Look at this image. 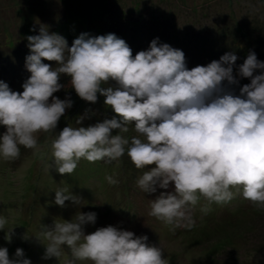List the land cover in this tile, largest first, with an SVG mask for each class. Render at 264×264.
Returning <instances> with one entry per match:
<instances>
[{"label":"clouds","instance_id":"obj_1","mask_svg":"<svg viewBox=\"0 0 264 264\" xmlns=\"http://www.w3.org/2000/svg\"><path fill=\"white\" fill-rule=\"evenodd\" d=\"M27 40L31 54L26 68L31 75L23 91H12L0 81V125L6 128L0 135V157L5 161L19 157V146L38 151L37 133L56 132L61 117L73 106L69 97L53 95L64 87L59 83L64 74L80 99L94 104L99 93L116 115L83 127L86 111L76 120L78 127H64L51 138L53 159L46 171L70 175L82 158L112 162L127 151L137 169H147L136 181L144 193L173 186L174 190L162 191L150 201L148 212L172 225L173 232L194 224L191 206L200 196L209 204L227 203L236 194L230 188L242 189L244 199L264 208V62L254 51L238 68L237 75L251 82L240 87L237 95L230 87L239 83L233 74L237 56L231 52L189 70L183 51L159 44L158 38L134 57L126 41L114 33H81L69 47L63 36L41 27L38 35ZM43 60L57 66L52 68ZM257 70L260 74L254 75ZM109 80L118 86L101 87ZM129 124L139 134L130 143L112 134L113 130L127 132ZM106 179L109 184L118 183L112 176ZM81 200L67 188L55 190L54 203L61 208L65 201L80 205ZM210 210L201 209L205 214ZM96 220L95 212H78L74 220H55L51 227L43 226L39 235L26 231L21 239L30 241L34 236L44 244L43 259H59L62 246H67L73 258L70 264L77 260L167 264L162 248L149 246L146 235L136 236L112 225L85 234L84 226ZM6 223L0 217V230ZM13 235L11 229L4 238L11 243ZM0 264L32 262L22 248L10 258L8 248L0 247Z\"/></svg>","mask_w":264,"mask_h":264},{"label":"rangeland","instance_id":"obj_2","mask_svg":"<svg viewBox=\"0 0 264 264\" xmlns=\"http://www.w3.org/2000/svg\"><path fill=\"white\" fill-rule=\"evenodd\" d=\"M159 1L165 3V10L170 11L165 15L176 16L178 26H186L189 30H195L189 27H196L202 31H212L215 27L221 29L226 38L235 39H238L235 35L237 32L243 35L242 26L247 28L249 20L254 22V17L260 11L264 12V3L256 0H78L79 5L76 0H0V32L3 36V31L10 28L19 37V31L29 29L27 34L38 35L39 29L46 27L49 33L59 34L70 42V32L73 36L85 32L93 36L104 35L109 18L114 14L123 17L131 11H142L145 17L147 10L161 13V5L157 4ZM19 39L22 40V36ZM24 41L28 42L27 37ZM24 41L17 45L24 46ZM63 83H67L64 88L70 89V79ZM53 95L57 96V92ZM87 125L88 118L80 126ZM78 126L75 122V127ZM44 136L47 133L36 134L38 148L43 152ZM140 138L143 139L142 136ZM19 147L18 158L5 161L0 157V217L7 220L5 229L0 230V247L8 248L10 258L15 256L17 248H22L25 258L30 259L32 264H70L73 258L67 246H62L59 259H43L45 245L34 236L30 241H24L21 237L26 231L29 235H39L43 226L51 227L55 220H74L78 212H95L96 223L85 225V234L112 225L132 231L136 236L146 235L149 246L162 248L167 264H238L229 255L232 250L229 246H237L235 254L239 255L242 252L241 243H244L243 249L247 247L248 250L257 244L253 263L264 264V225L248 233L241 226L248 219V214L256 218L254 212L261 208L248 200L243 207L231 208L233 204L230 202L209 204L207 199L200 196L196 205L191 206L194 224L176 228L173 232L172 225L148 215L150 201L162 191L174 190L173 186L167 190L158 188L156 193H144L136 184L141 175L132 173L121 176V168L115 163L105 160L92 163L83 158L72 174L62 176L55 169L45 170L53 159L50 154L46 160L45 155L38 154L37 150ZM98 165L103 171L101 182L96 177L87 176L93 171L92 167ZM107 176H112L118 183L109 184ZM126 182L132 183L135 189L128 188ZM54 183L79 196L81 204L65 201L64 208L57 206L54 199L58 188ZM45 190L47 192L44 194ZM123 198L129 200V205L123 202ZM205 206L211 209L207 214L201 211ZM198 215L202 218H198ZM203 219L206 221H201ZM11 229L14 235L9 243L4 237L5 232ZM242 232L246 233L245 240L240 238ZM43 243L47 244V241L43 240ZM248 262L245 261L246 264ZM74 264L92 262L77 260Z\"/></svg>","mask_w":264,"mask_h":264},{"label":"trees","instance_id":"obj_3","mask_svg":"<svg viewBox=\"0 0 264 264\" xmlns=\"http://www.w3.org/2000/svg\"><path fill=\"white\" fill-rule=\"evenodd\" d=\"M256 1L264 3V0ZM76 3L78 4V0H76ZM157 4L161 5L159 6L161 13L158 11L147 10V16L145 17L144 14H142V11H131L130 14L123 15V17L118 14L112 15L111 18H109L110 23L107 26L104 35L114 33L117 37L125 40L132 50L133 57L137 52L147 50L151 41L158 38L159 44L167 43L171 47L183 51L185 54L186 67L189 70L196 66H207L213 60H219L225 53H234L237 56V60L233 66V74L237 77L239 83L230 87L234 90L235 94L239 95L240 87L251 82L250 78H241L237 75L239 66L243 64L249 52L254 51L257 59L264 62V12L262 13L260 11L256 17H254V22L249 20L247 22V28L242 26L244 30L242 34L244 36L237 32L235 35L238 36V39H235L226 38L225 35L222 34L223 31H221V29H215V27H213L212 31H202L196 27H189L195 28V30H189L186 26H178V23L175 22L178 21L176 16L165 15V12H170L165 10V3L159 1ZM28 31L29 29L19 31L18 36H22V40H20L19 37H16L14 31L10 28H6V30L3 31V36L0 32V81L7 83L10 89L16 92L23 91L22 85L31 75L26 68V57L31 54L29 47L26 46L29 42L24 41L26 37L30 36V34H27ZM69 36H71V43L68 40L67 43L68 46L71 47L73 40L79 35L73 36V33L70 32ZM20 41L26 42L24 46L21 47L20 44L17 45ZM43 63L50 64L52 68L57 66L54 61L43 60ZM260 71L261 70H257L254 75L260 74ZM66 79L70 78L61 74L59 83L66 86L67 83H63ZM117 86L116 82L112 80H109L106 84L101 85V87L113 88ZM97 96V102L93 104L80 99L72 86L70 89H68V87H63L60 91H58L57 97L60 99L69 97L73 101V106L66 111L64 116L61 117L58 122L57 129L55 130L56 132L47 133V136L43 137L42 142L46 141L43 144L45 152H43V149H39L38 154L45 155V159L47 160L49 158L48 155H51V138L66 126L70 125L75 127V122L79 118V115L81 114V116H84L86 111L88 112L87 126L93 125L97 122H102L105 118H113L116 114L111 108L105 106V97L99 93H97ZM127 127V132L121 133L119 130H113L112 134L116 135L117 132H119V135L126 139H128L129 136L128 140L130 143L132 137H136L138 134L135 131L134 124H129ZM3 130H6V128L0 125V135L4 133ZM109 163H115L121 168V176L130 175L132 173L142 175L144 172L143 169H137L130 162L127 151L121 158ZM98 164L100 165L101 163ZM99 165L92 167L93 171L87 173V176L96 177L101 182L103 171L101 172V167ZM129 183L130 182L125 183L128 184V188H134L132 187L134 185ZM54 186L59 188V186L55 183ZM43 189L44 187H42V190ZM230 191L236 193L234 198L229 201L233 204L231 205V208L236 206L243 207V204H246V199L242 197V189L238 191L235 188H231ZM46 192L47 190H45L44 194ZM123 202H126L129 205L128 199L123 198ZM262 210H264V208H260L258 211L254 212L256 214V218L252 217V214H248L247 216V213L244 214L248 217V219L244 220L241 224V226L245 227L243 231H246L247 233L253 232L254 228H259L264 225V211ZM198 218L202 217H199L198 215ZM201 221L206 220L203 219ZM245 235L246 233L242 232L240 238L245 240ZM243 245L244 243H241L240 246L242 248V252L239 255L235 254L237 246L231 247L230 245L229 248H232V250L229 251V255L236 259L238 264H246L245 261H249L247 264H258L253 263L252 259L255 249H258V247H256L257 244L249 250L247 247L243 249Z\"/></svg>","mask_w":264,"mask_h":264}]
</instances>
